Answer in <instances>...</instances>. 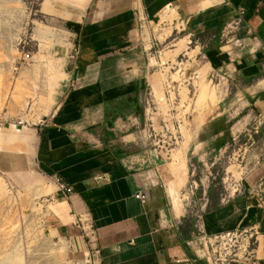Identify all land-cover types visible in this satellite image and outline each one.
Returning a JSON list of instances; mask_svg holds the SVG:
<instances>
[{
	"label": "crops",
	"instance_id": "0c3cea01",
	"mask_svg": "<svg viewBox=\"0 0 264 264\" xmlns=\"http://www.w3.org/2000/svg\"><path fill=\"white\" fill-rule=\"evenodd\" d=\"M172 5L193 35L208 38L203 51L209 76L221 74L246 83L242 94L247 110L258 115L259 125L264 124V0H98L80 23L75 61L69 69L74 85L68 84L52 113L33 129L31 153L3 149L8 153L1 157L7 169L34 170L51 179L58 201L64 204L58 217L69 236L81 241L85 234L79 218L90 223L96 264H178L176 258H196L188 244L190 231L180 195L187 183L185 173L175 175L160 160L135 173L123 164V157L133 152L135 133L144 125L140 96L150 78L153 84L159 78L150 74L157 61L152 58L151 63L139 39L143 24L138 13L165 7L163 12L178 21ZM240 9L246 11L243 24L224 37V28L239 19ZM184 46L183 39L163 63L173 60ZM223 115L206 125L205 147L217 148L234 135L229 126L234 115ZM256 136L264 154V128ZM100 175L107 180H99ZM55 177L73 192H58ZM263 181L264 158L245 176L243 194L204 214L210 233L258 229L261 253L230 264H264V205L258 204L260 192H256ZM140 189L148 196L145 204L135 197ZM197 264L207 261L198 259Z\"/></svg>",
	"mask_w": 264,
	"mask_h": 264
},
{
	"label": "rangeland",
	"instance_id": "374dc122",
	"mask_svg": "<svg viewBox=\"0 0 264 264\" xmlns=\"http://www.w3.org/2000/svg\"><path fill=\"white\" fill-rule=\"evenodd\" d=\"M97 2L0 0V264H96L85 231L79 241L62 226L58 215L63 214L64 204L58 201L51 179L34 170L7 169L1 157L6 152L3 149L13 154L24 149L33 151L32 131L52 113L65 93L79 44L80 23ZM172 7L178 21L167 10L163 12L165 7L143 13L149 17L139 39L144 41L151 63L152 58L157 61L150 64V74L159 78L155 84L150 78L148 88L152 87L160 109L176 110L175 118L184 122L179 146L167 159L166 168L168 165L175 175L184 172L188 181L195 166L201 183L195 195L198 210L205 206L207 212L226 198L225 185L231 173L236 186L243 174L263 160L256 135H261L264 124L259 125L258 115L247 110L242 94L246 83L221 74L209 76L210 65L203 51L208 38L193 35L179 10ZM71 23H78L79 28ZM164 32L169 34L161 39ZM183 39L181 52L163 63L168 60L163 57L173 56ZM220 114L234 115L229 123L234 135L217 148H207L204 129L214 118L222 117ZM160 115L157 124L164 116ZM169 115L173 120V113ZM139 130L132 151L141 150L147 139L146 132ZM179 158L185 167L174 171ZM203 184L208 185L206 195ZM194 213L184 217L190 239L199 234Z\"/></svg>",
	"mask_w": 264,
	"mask_h": 264
},
{
	"label": "built area",
	"instance_id": "2783aa9c",
	"mask_svg": "<svg viewBox=\"0 0 264 264\" xmlns=\"http://www.w3.org/2000/svg\"><path fill=\"white\" fill-rule=\"evenodd\" d=\"M138 15L140 20H142V24L146 23L147 18L143 15V12L138 13ZM245 15L246 11L240 9L239 19L233 20L232 25H226L222 32L223 36L230 37L234 28L243 24ZM68 84L72 87L74 81L69 79ZM153 93L152 87H147L140 96L144 110V125L141 131L146 132L148 135L144 142V147L141 150L128 153L123 157L124 166L133 173L139 172L147 165L157 163L159 160L166 163L167 159H171L173 150L179 146V139L182 138L181 126L184 122L181 121V118H175L176 110L165 111L164 109H160ZM170 113H173V120L169 119ZM160 114H164V116L160 118L159 124H157L155 121L158 116H161ZM245 176L246 174H243L240 184L236 186L234 183V175L231 173V176L227 177L228 181L225 185L227 196L222 200V203L228 202L236 196L243 194ZM98 179L104 181L107 180V177L100 175ZM53 180L57 185L58 192L66 195L73 192L72 187L64 181H61L58 177L53 178ZM200 187L201 183L195 174V166L193 165L190 177L181 190L180 195L184 205L183 216H190L191 212L195 211L193 216L197 218L195 226L199 234L188 240V244L190 246L192 244L196 250V258H176L175 262L178 264H197L198 259H205L207 264H230L240 260L247 261L253 259L259 245L258 229L251 227L213 233L208 232L204 222L205 206L201 207V210H198L195 198ZM202 187L203 193L206 195L208 185L205 187L203 184ZM256 192H260L258 204L264 205V181L259 183ZM135 197L140 199L144 204L148 201V196L143 189L138 190ZM79 225L83 228L92 243V227L90 223L79 218ZM194 243L198 245V248L194 246Z\"/></svg>",
	"mask_w": 264,
	"mask_h": 264
},
{
	"label": "bare ground",
	"instance_id": "6f19581e",
	"mask_svg": "<svg viewBox=\"0 0 264 264\" xmlns=\"http://www.w3.org/2000/svg\"><path fill=\"white\" fill-rule=\"evenodd\" d=\"M203 123V121H200V124H202ZM175 150V149H174ZM174 150H173V153H174ZM173 153H172V156H173ZM172 156H171V158H172ZM175 161H176V159H175ZM176 166V168H181V169H183V167H185V165H184V161L183 160H180V158H179V160H177L176 161V164H175ZM238 184H240V181L237 183V185ZM257 252H258V254H260L261 253V247L259 248V245H258V248H257Z\"/></svg>",
	"mask_w": 264,
	"mask_h": 264
},
{
	"label": "trees",
	"instance_id": "16d2710c",
	"mask_svg": "<svg viewBox=\"0 0 264 264\" xmlns=\"http://www.w3.org/2000/svg\"><path fill=\"white\" fill-rule=\"evenodd\" d=\"M71 26L79 28V24L78 23H71Z\"/></svg>",
	"mask_w": 264,
	"mask_h": 264
},
{
	"label": "water",
	"instance_id": "95a60500",
	"mask_svg": "<svg viewBox=\"0 0 264 264\" xmlns=\"http://www.w3.org/2000/svg\"><path fill=\"white\" fill-rule=\"evenodd\" d=\"M77 74H78V70H76V71L74 72V76H73L74 80L77 79Z\"/></svg>",
	"mask_w": 264,
	"mask_h": 264
}]
</instances>
